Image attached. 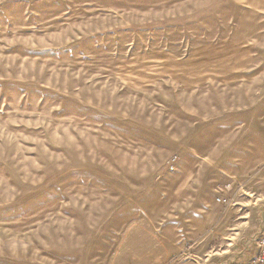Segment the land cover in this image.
Segmentation results:
<instances>
[{"label": "rangeland", "instance_id": "obj_1", "mask_svg": "<svg viewBox=\"0 0 264 264\" xmlns=\"http://www.w3.org/2000/svg\"><path fill=\"white\" fill-rule=\"evenodd\" d=\"M263 225L264 0H0V264L245 262Z\"/></svg>", "mask_w": 264, "mask_h": 264}, {"label": "built area", "instance_id": "obj_2", "mask_svg": "<svg viewBox=\"0 0 264 264\" xmlns=\"http://www.w3.org/2000/svg\"><path fill=\"white\" fill-rule=\"evenodd\" d=\"M220 202H226L225 198H219ZM243 264H264V225L255 241L253 254Z\"/></svg>", "mask_w": 264, "mask_h": 264}, {"label": "crops", "instance_id": "obj_3", "mask_svg": "<svg viewBox=\"0 0 264 264\" xmlns=\"http://www.w3.org/2000/svg\"><path fill=\"white\" fill-rule=\"evenodd\" d=\"M251 256V255H250ZM249 256V257H250ZM248 259V258H247ZM246 259V260H247ZM66 260L67 261H71V262H75V263H77V262H81L82 260H79L78 258H70V257H66ZM240 260V258H238L236 261H234V262H231V263H228V264H243V263H245V262H242V261H239ZM245 260V259H244Z\"/></svg>", "mask_w": 264, "mask_h": 264}]
</instances>
